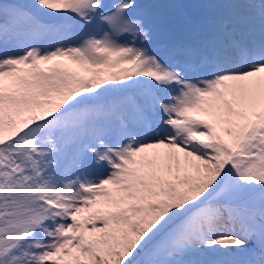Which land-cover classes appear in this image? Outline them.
Returning <instances> with one entry per match:
<instances>
[{
  "label": "snow or ice",
  "instance_id": "1",
  "mask_svg": "<svg viewBox=\"0 0 264 264\" xmlns=\"http://www.w3.org/2000/svg\"><path fill=\"white\" fill-rule=\"evenodd\" d=\"M187 6L0 0V264H264V0Z\"/></svg>",
  "mask_w": 264,
  "mask_h": 264
},
{
  "label": "rangeland",
  "instance_id": "2",
  "mask_svg": "<svg viewBox=\"0 0 264 264\" xmlns=\"http://www.w3.org/2000/svg\"><path fill=\"white\" fill-rule=\"evenodd\" d=\"M144 2V0H142ZM161 2H171V0H161ZM178 2L184 3L185 5H188L187 9L191 10L192 16L197 15L201 10L196 8L195 5L201 2V0H178ZM158 12H164L166 14H175V10L170 9H163V10H152L149 12L147 16V22L152 24L153 26H157L158 23ZM159 39V37H158Z\"/></svg>",
  "mask_w": 264,
  "mask_h": 264
}]
</instances>
